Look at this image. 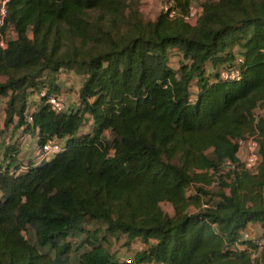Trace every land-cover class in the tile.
I'll use <instances>...</instances> for the list:
<instances>
[{"label": "trees", "instance_id": "obj_1", "mask_svg": "<svg viewBox=\"0 0 264 264\" xmlns=\"http://www.w3.org/2000/svg\"><path fill=\"white\" fill-rule=\"evenodd\" d=\"M193 1L200 9L191 22L181 16ZM138 2L6 1L4 125L16 116L15 126L37 127L40 144L57 138L64 149L17 174L0 166V264H60L66 237L86 220L145 247L118 262L89 241L75 264H264V243L240 236L249 223L264 236V115H253L264 104V0H167L176 15L162 10L152 21L141 18ZM170 48L180 53L177 71ZM235 65L239 80L217 79ZM70 66L83 75L80 107L57 112L39 97L25 113L28 90ZM86 114L90 130L79 133ZM247 135L258 140L251 171L237 156L236 140ZM226 160L235 168L225 170ZM211 183L217 187L205 198Z\"/></svg>", "mask_w": 264, "mask_h": 264}, {"label": "rangeland", "instance_id": "obj_2", "mask_svg": "<svg viewBox=\"0 0 264 264\" xmlns=\"http://www.w3.org/2000/svg\"><path fill=\"white\" fill-rule=\"evenodd\" d=\"M198 3L203 0H195ZM167 0H139L138 2V12L141 16V18L145 21H152L159 12L163 10L164 6H167ZM8 34L12 35L11 32H8ZM168 65L177 71L179 67L180 58L178 57V54L176 53H168ZM208 66V65H207ZM209 69V68H208ZM62 70L71 71L73 73V77L75 78V83L80 82V80L83 78L82 72L79 71L75 66H70V68L63 67ZM49 74H44L39 81L41 80V88H46V84L49 82ZM46 77V78H45ZM66 78V77H65ZM54 80V77L52 76V81ZM40 87V86H39ZM38 87V88H39ZM38 88H35V91H38ZM72 89H68V91L71 93ZM190 91V98L193 100L196 95V86L195 81L193 80L189 87ZM53 92V91H52ZM76 93V90H75ZM259 110V109H258ZM258 110L253 111L254 118H257L258 116L264 115V111L258 112ZM90 130V125L83 124L81 126V129L79 130L80 133L86 132L87 130ZM0 133H2V129H0ZM9 138H13V134H7ZM104 136L106 138L110 137V134L108 131L104 132ZM27 163V162H26ZM215 183H211L208 185L205 198L211 199L212 194L211 191L216 189ZM195 191L194 184H189L186 188V194H192ZM161 209L171 215L172 214V208L171 205L167 202H161L160 203ZM24 235L30 240L33 241L32 232L30 230L24 232ZM124 236L121 235H111L105 232L104 225L98 222L86 220L81 223V225L72 231L69 232L68 236L66 237V240L64 242H67L70 246V249L66 252H62L60 255V264H75L77 255L90 248L89 241L95 243V244H101L104 246L106 251L112 257L117 260L118 262H122L125 258H131L135 251L141 250L145 247L144 242L136 238L133 241H131L129 244L125 243ZM44 252H47L50 256H54V250L50 248H44ZM142 264H156L153 262L150 263H142Z\"/></svg>", "mask_w": 264, "mask_h": 264}, {"label": "crops", "instance_id": "obj_3", "mask_svg": "<svg viewBox=\"0 0 264 264\" xmlns=\"http://www.w3.org/2000/svg\"><path fill=\"white\" fill-rule=\"evenodd\" d=\"M168 53H176L180 58V53L176 48H170L168 50ZM211 71L212 70H210V68L207 69L206 74L210 73ZM48 76L49 82L46 84V88L48 86L49 88H52V86L55 85V93L62 98L65 106L64 110H77L80 107V103L78 100V91L83 79H81L80 82L75 83L73 73L71 71L62 70V68L58 69V71L54 74L53 82L52 74H49ZM46 88L39 91L46 90ZM69 88H74L71 93L68 91ZM6 101V96H0V129H2V133H0V166H10V170H14V172H21L26 167V162L29 160L33 161L36 157L38 146L40 145L38 129L37 127H31L30 129L24 130V127L21 125L15 126L17 120L16 116L13 117L11 123H9L8 125H4ZM40 101L41 100L39 98V95H37V92L33 88L29 89L26 95L25 113H31L33 110H35ZM256 110H258V112L264 111V104L256 107L254 111ZM85 117L87 119L85 125L88 124L91 127V118L87 114L85 115ZM87 131H89V128ZM7 134H13V138H10V140H8L7 137L9 138V136ZM60 141L63 142V140ZM242 152L243 149L240 148L238 149L237 154L242 155ZM9 156L11 157L9 158ZM15 165L16 167H14ZM1 198L2 194L0 191V199ZM261 233L262 230L259 223H249L246 228L240 232V236L243 239L255 242V240L260 237Z\"/></svg>", "mask_w": 264, "mask_h": 264}, {"label": "built area", "instance_id": "obj_4", "mask_svg": "<svg viewBox=\"0 0 264 264\" xmlns=\"http://www.w3.org/2000/svg\"><path fill=\"white\" fill-rule=\"evenodd\" d=\"M7 0H0V27L3 24V19L6 14L5 3ZM167 6L163 7L165 12H168L170 16L176 15V10L173 8L172 4H166ZM200 7L193 1L189 4L186 13H184L181 17L187 21H193L196 17V14L199 12ZM237 62H241L240 58L237 59ZM241 77L240 69L238 66H233L230 68H222L218 71L217 79L223 81H236ZM40 98H44V102L49 104L50 107L57 112L64 111L65 106L62 98L59 95L54 94H46L45 91H41L39 93ZM30 120V118H28ZM238 145V149H243L242 155H238L239 162L241 163V168L244 170H253L258 163L259 153H258V140L255 135H247L243 138L236 140ZM64 144L62 141L56 138H52L41 143L38 146V150L36 153V157L33 162L35 164L42 163L53 158L55 155L63 151ZM238 153V151H237ZM223 168L225 170L234 169L235 164L228 160L224 161ZM26 167L24 168V170ZM10 173L17 174L19 172H14V170H10ZM203 207H206L207 204H202ZM264 243V236H260L257 240H255V244L258 248ZM130 258L123 259L124 262H129Z\"/></svg>", "mask_w": 264, "mask_h": 264}]
</instances>
